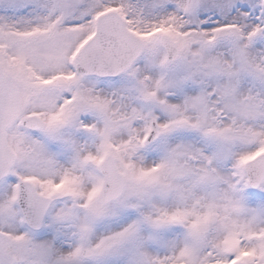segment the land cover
Wrapping results in <instances>:
<instances>
[{
  "label": "snow or ice",
  "instance_id": "snow-or-ice-1",
  "mask_svg": "<svg viewBox=\"0 0 264 264\" xmlns=\"http://www.w3.org/2000/svg\"><path fill=\"white\" fill-rule=\"evenodd\" d=\"M0 264H264V0H0Z\"/></svg>",
  "mask_w": 264,
  "mask_h": 264
}]
</instances>
